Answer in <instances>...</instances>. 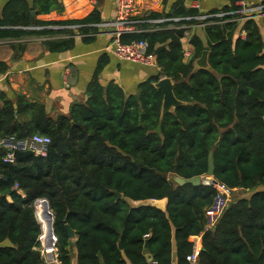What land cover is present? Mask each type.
<instances>
[{"label": "trees", "instance_id": "trees-1", "mask_svg": "<svg viewBox=\"0 0 264 264\" xmlns=\"http://www.w3.org/2000/svg\"><path fill=\"white\" fill-rule=\"evenodd\" d=\"M37 7L50 13L55 0H34L32 6L27 0H9L0 13V39L53 34L48 28H25L33 25L31 9ZM199 14L177 5L146 17ZM230 17L204 26L206 41L193 34L190 59L183 47L184 29L124 35V42L147 41L149 53L165 45L156 54L155 72L133 94L114 81L101 83V60L88 100L74 105L67 116L53 118L43 104L24 96L14 101L0 95V137L51 138L46 156L6 163L0 152V243L9 239L13 244L0 247V264H45L36 249L41 226L34 204L40 199H47L55 214L61 264H72L73 249L78 264H152L147 253L158 264H190V237L203 231L216 187L180 184L175 176L206 175L211 151L214 177L234 193L216 228L204 235L198 264H257L256 258L264 264V36L255 18L226 22ZM102 21L95 9L84 19L37 20L35 25ZM74 44L46 43L53 51ZM14 47L22 51L24 45ZM205 50L209 69L196 66ZM7 68L0 61V73ZM163 77L173 80L175 95L184 103L165 116L164 93L155 86ZM165 198V208L130 203ZM66 218L75 240L68 235Z\"/></svg>", "mask_w": 264, "mask_h": 264}, {"label": "crops", "instance_id": "crops-1", "mask_svg": "<svg viewBox=\"0 0 264 264\" xmlns=\"http://www.w3.org/2000/svg\"><path fill=\"white\" fill-rule=\"evenodd\" d=\"M27 1L33 5L34 0ZM251 1L264 3V0ZM8 2L9 0H0V13ZM118 2L119 0H55L56 8L50 13H40L39 7L32 8L31 12L35 11L36 21L80 20L98 9L102 19L109 20L116 16ZM60 4L62 9H58ZM177 5L198 10L200 14L219 13L225 7L234 6L232 0H136L137 12L142 15L169 12ZM255 19L264 36V15ZM69 25L76 24L56 26ZM34 27L39 26L33 23L25 28L37 30ZM52 30L55 31L53 34L24 36L21 38L22 42H15L17 38L0 39V61L8 66L5 72L0 73V95H6L7 99L14 101L19 96H24L31 102H39L46 107L51 117L57 118L59 115H69L74 105L88 100V87L101 60L105 63L100 73L101 83L107 85L114 81L127 94L135 93L140 82L150 77L157 68L116 57L108 49L111 36L100 29L84 31L83 28L65 27ZM194 33L206 41L204 26L194 28L191 37ZM191 37L189 41L183 40L187 59H190L194 51ZM66 40L75 41L74 47L67 51H53L46 45L47 41ZM17 43L24 45L22 51L14 47ZM261 190L264 191V187ZM130 203L165 208L167 199L130 200ZM153 261L150 262L153 264ZM72 264H78L77 255L72 256Z\"/></svg>", "mask_w": 264, "mask_h": 264}, {"label": "built area", "instance_id": "built-area-1", "mask_svg": "<svg viewBox=\"0 0 264 264\" xmlns=\"http://www.w3.org/2000/svg\"><path fill=\"white\" fill-rule=\"evenodd\" d=\"M232 1L236 7L230 11H223L213 14H199L196 16L187 17L147 18L146 15H142L137 12L136 0H119L117 14L113 19L103 20L102 22L93 24L39 26L34 27V29L96 27L100 29V31L107 32V34L111 36V42L108 49L119 59L145 66L158 67L157 55L155 53H149L147 41L133 40L131 42H124L123 36L126 34L184 29L185 33L182 37L183 42V40H190L191 33L194 28L211 25L217 22L212 19L231 16L225 21H244L246 19L255 18L259 15H264V3H254L251 0ZM183 20H197L199 22L190 24L184 23L180 25L179 22ZM15 42H22V40L16 39ZM50 144L51 138L47 135L35 134L25 138H17L14 135H6L0 137V152L3 154L2 157L4 162L15 163L17 160L15 157L16 151L32 150L33 154L35 155L46 156L49 153ZM214 186L216 187V190L213 201L205 213L204 229L201 233L190 237L192 250L187 256V261L190 264L199 263L203 237L206 233L211 232L216 228L222 215L229 207L231 197L234 193V189L226 183L218 181L216 184H214ZM15 188H18V184L15 185ZM37 206H35V215L38 223L41 226V233L38 237L39 245L36 247V249L40 250L42 257L45 260V264H61L59 259V250L57 247L58 236L54 228V216L52 214L46 213V219L49 225L51 224V234H46L43 226V220L45 217L38 213ZM153 264L158 263L153 261Z\"/></svg>", "mask_w": 264, "mask_h": 264}, {"label": "water", "instance_id": "water-1", "mask_svg": "<svg viewBox=\"0 0 264 264\" xmlns=\"http://www.w3.org/2000/svg\"><path fill=\"white\" fill-rule=\"evenodd\" d=\"M31 15H32V23H36L35 11H32ZM164 47H165V45L158 47V49L156 50V54L158 55ZM208 55H209V51L205 50L203 55L199 59L196 60V66L198 68H205V69L210 68V64L208 62ZM155 86L157 88L161 89L164 93L162 116H165L168 112L172 111L174 108H177V107L184 104L181 100H179L176 97L175 92H174V83L170 77L161 78L155 84ZM136 98L138 99V95H136ZM140 114H141V108H140ZM158 131H161V125H159ZM32 154H33L32 150L16 151L15 157L17 159H19V158H22L24 156L32 155ZM214 171H215V167H214L213 151H211L210 155H209V169H208V172L206 175L195 176V177L189 178V179L183 178L181 176H175V180L180 184L190 182V183H194L197 185L198 184L214 185L218 182V180L214 177ZM114 193L117 195V197L119 199L123 197V194L119 191L114 190ZM39 202H41L44 205V207L47 211V214H52L54 216V222H55V214L53 213L48 200L47 199L37 200L35 202V206H37ZM65 220H66L65 227H66V230L68 232L70 239H75L76 238L75 230L68 223V218H66ZM48 234L49 235L51 234V226H50ZM8 246H13V244L11 243V241L9 239L0 243V247H8ZM120 246H122L121 243H120ZM147 258L149 261H153V255L151 253L147 254ZM256 262H257V264H259L258 258H256Z\"/></svg>", "mask_w": 264, "mask_h": 264}, {"label": "bare ground", "instance_id": "bare-ground-1", "mask_svg": "<svg viewBox=\"0 0 264 264\" xmlns=\"http://www.w3.org/2000/svg\"><path fill=\"white\" fill-rule=\"evenodd\" d=\"M37 211H38L39 214H41V215H43V217H45L44 220H43V226H44L45 233L48 234L49 233V229H50V225H49V223H48V221L46 219L47 211H46L44 205L41 202L38 203Z\"/></svg>", "mask_w": 264, "mask_h": 264}, {"label": "rangeland", "instance_id": "rangeland-1", "mask_svg": "<svg viewBox=\"0 0 264 264\" xmlns=\"http://www.w3.org/2000/svg\"><path fill=\"white\" fill-rule=\"evenodd\" d=\"M76 255V251L73 249L72 250V256Z\"/></svg>", "mask_w": 264, "mask_h": 264}]
</instances>
